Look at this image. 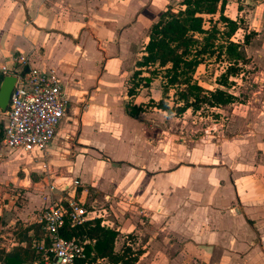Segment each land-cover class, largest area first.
I'll list each match as a JSON object with an SVG mask.
<instances>
[{"label": "crops", "instance_id": "1", "mask_svg": "<svg viewBox=\"0 0 264 264\" xmlns=\"http://www.w3.org/2000/svg\"><path fill=\"white\" fill-rule=\"evenodd\" d=\"M157 1L158 13L172 6L168 0H0V83L26 57L31 67L57 72L71 104L45 151H14L32 168H62L52 176L64 191L58 201L74 196L95 208L101 226L119 233L115 252H140L135 264H264V0H227L225 15L240 23L233 40L243 44L254 33L244 45L248 71L230 78L237 101L214 108L223 121L216 139L173 152L163 150L162 133L149 136L145 112L127 113L130 79L118 107L100 84L125 62L133 65L144 28L156 22L148 12ZM150 88L140 89L134 103L145 104L136 98ZM78 126L75 138L74 130L65 136ZM30 213L14 220L0 212L7 223L0 228L40 224L39 212ZM12 242L0 250L19 245ZM98 264L119 263L100 258Z\"/></svg>", "mask_w": 264, "mask_h": 264}, {"label": "trees", "instance_id": "2", "mask_svg": "<svg viewBox=\"0 0 264 264\" xmlns=\"http://www.w3.org/2000/svg\"><path fill=\"white\" fill-rule=\"evenodd\" d=\"M226 5L227 0H182L178 8L170 6L160 14L149 28L144 54L136 62V70L129 81L127 96L130 101L126 110L131 117L139 118L148 107L166 112L168 116H182L189 110L220 108L237 101L229 90L230 78L239 75L242 64L247 62L244 45L254 33L245 35L243 44L235 42L233 37L240 23L225 15ZM212 57L225 63L226 69L216 79L218 87L208 90L195 80V73ZM156 79L161 80L160 99L152 98L149 104H135L134 98L140 89L150 88ZM2 139L0 135V141ZM78 196L77 191L76 198ZM6 224L0 216V225ZM11 229L19 245L8 252L1 249L0 264H42L44 254L37 245L41 240L46 246L50 244V234L43 224L24 227L18 222ZM61 233L65 239H76L84 245L87 259L77 264H98L100 258L111 263L135 264L140 254L128 247L120 253L115 252L119 233L101 226V219L75 225L66 217Z\"/></svg>", "mask_w": 264, "mask_h": 264}, {"label": "rangeland", "instance_id": "3", "mask_svg": "<svg viewBox=\"0 0 264 264\" xmlns=\"http://www.w3.org/2000/svg\"><path fill=\"white\" fill-rule=\"evenodd\" d=\"M180 1L181 0H168L167 2L170 5L172 4L173 8H178ZM158 4V1L157 3H154L148 12L151 17L157 16L156 21L161 14L158 13L159 10H157L159 7ZM166 6L167 5L164 6L163 10ZM150 27L151 25L144 28L140 42L133 52V65L130 64L128 68H126V65L129 61L125 62L123 68L120 67L116 69L119 75L116 71H113L111 76L107 75V77H104L102 82H100L101 87H105L106 89L108 88L110 93L113 92L114 97L112 98L111 103H113L114 107L120 106V88L123 86L126 87V81L131 79L130 77L132 72L136 67L134 64L140 56H137V54L143 52ZM140 29L141 27L139 26V30ZM100 47L101 45L98 44V48ZM247 62L242 64V71L240 73L248 71V69L245 68V64H247ZM102 63H104V60ZM225 69V63L221 62L215 57H212L198 67L195 73V80L205 89L214 90L218 87L216 83L217 77L223 73ZM107 70L109 72L112 71V62H110L108 65ZM101 72L102 66L100 67L98 76L101 75ZM145 76H147V74H145ZM160 97L161 80L156 79L149 90H145L138 96V98H136V102L138 104L142 102L149 104L152 98L159 100ZM81 107L83 106L81 105ZM141 118L150 128V131L148 132L149 136H153L154 133H162L163 150H167V148L170 146L172 152L173 150L175 151V149L177 151L181 149L184 150L187 142L198 145L202 142L203 138H206V136H209L212 139L210 143L213 142V139H216L218 134V123H223V121L219 118L217 111L211 108H204L197 112L189 110L182 116H168L166 112L156 108L148 107L146 108L145 113L141 115ZM0 124L2 125V127H0V135L2 137L4 119L1 116ZM79 128L80 126H78V129H68L69 133L65 136L69 137V134H73L74 130L73 137L75 138L78 134ZM15 151L7 148V146H5L2 141H0V176L5 180L0 181V212L5 217L14 220L16 217L19 218V216H22L23 219H26V216H28L30 212V214H35L37 212L40 213L41 210H44L49 205L57 202L58 198L62 195V193H64V191H60V183H54L55 178L52 177L62 168H32V165L27 163L24 155L21 153H16ZM45 172H48V175H46ZM45 177H49L48 182L44 181ZM29 178H31L32 182L38 183V186H31L29 184ZM43 185H46L48 193L42 189L44 187ZM52 191L55 192L56 197H54V201L52 199L48 202L47 197L49 195L51 198L53 197ZM4 205H7V207H4ZM27 205H30L32 208L34 207V209H31L29 212H25L24 208H27ZM14 208L16 209L17 213L13 211ZM12 230L11 227L3 229L0 228V248L11 247L14 238Z\"/></svg>", "mask_w": 264, "mask_h": 264}, {"label": "built area", "instance_id": "4", "mask_svg": "<svg viewBox=\"0 0 264 264\" xmlns=\"http://www.w3.org/2000/svg\"><path fill=\"white\" fill-rule=\"evenodd\" d=\"M20 63L22 67L15 74L17 80L9 107L6 111L0 110L5 117L3 143L26 153L45 151L56 138L70 100L55 70L31 67L26 57H21ZM100 216L95 208L88 210L74 196L62 198L41 210L36 221L50 234L49 246L44 240L37 245L44 254L42 264H77L79 260H86L84 245L76 239H65L61 228L66 217L79 225Z\"/></svg>", "mask_w": 264, "mask_h": 264}, {"label": "water", "instance_id": "5", "mask_svg": "<svg viewBox=\"0 0 264 264\" xmlns=\"http://www.w3.org/2000/svg\"><path fill=\"white\" fill-rule=\"evenodd\" d=\"M16 80L17 78L15 75L3 76L1 78V83H0V110L1 111H6L7 108L9 107L10 97L13 92ZM58 261L59 259H56V262Z\"/></svg>", "mask_w": 264, "mask_h": 264}]
</instances>
